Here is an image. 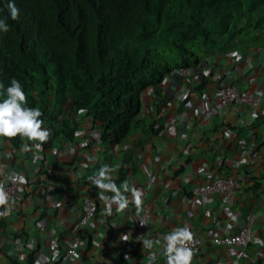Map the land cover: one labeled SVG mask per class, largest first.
Listing matches in <instances>:
<instances>
[{
  "label": "crops",
  "instance_id": "crops-1",
  "mask_svg": "<svg viewBox=\"0 0 264 264\" xmlns=\"http://www.w3.org/2000/svg\"><path fill=\"white\" fill-rule=\"evenodd\" d=\"M222 83L264 93V47L213 53L189 76L167 75L159 89L144 92L143 123L120 143L100 140L98 124L84 112L70 114L59 97L48 102V127L57 131L49 145L36 149L38 141L24 139L14 146L0 137V185L17 183L16 195L0 206V264H67L60 255L73 239L79 259L72 264H166L164 236L182 227L202 240L191 264H264V243L257 242H264V95L255 106L213 107ZM66 124L76 127L71 137ZM103 164L116 169L118 186L127 181L142 192L139 212L129 203L104 214L89 180ZM228 175L236 183L231 191L192 193L208 176ZM86 197L96 212L79 226ZM143 210L150 218L134 246ZM241 226L250 230L248 245L211 243ZM145 239L160 243L147 249Z\"/></svg>",
  "mask_w": 264,
  "mask_h": 264
},
{
  "label": "trees",
  "instance_id": "trees-1",
  "mask_svg": "<svg viewBox=\"0 0 264 264\" xmlns=\"http://www.w3.org/2000/svg\"><path fill=\"white\" fill-rule=\"evenodd\" d=\"M0 19L10 26L0 32V100L17 79L51 130L44 146L57 132L49 99L65 100L70 114L83 109L100 140L117 144L143 123L142 96L167 75L213 53L264 47V0H0ZM65 127L71 137L75 125Z\"/></svg>",
  "mask_w": 264,
  "mask_h": 264
},
{
  "label": "clouds",
  "instance_id": "clouds-1",
  "mask_svg": "<svg viewBox=\"0 0 264 264\" xmlns=\"http://www.w3.org/2000/svg\"><path fill=\"white\" fill-rule=\"evenodd\" d=\"M8 9L12 20H17L19 9L14 3L8 4ZM10 26L6 19H0V32L7 33ZM191 68L192 70L198 69ZM173 75V74H170ZM2 87V85H0ZM264 95V93H257ZM28 97L22 88L21 83L13 78L10 85L6 88V98L0 100V137L9 140L16 137L26 139L27 141H38L35 144L36 149H40L44 143L48 141L51 135V130L43 128L44 121L40 119L42 112L39 108L29 107ZM81 109L80 113L83 114ZM255 116V114H253ZM25 150H29V146L25 144ZM116 169L108 164H103L94 177H89L93 185L100 190L99 199L105 203L104 214L112 215V205L116 206V212L121 213L128 208L129 203L135 205L139 212L142 205V192L135 186L130 185L127 181L122 182L119 186L115 183L112 173ZM22 179V178H19ZM111 193L112 195H106ZM125 193L131 194V200ZM8 203V197L3 186L0 185V206ZM10 211V209H9ZM6 213H0L5 215ZM143 223V222H141ZM130 234H124L120 237L123 241L129 240ZM193 239L192 233L187 227L176 228L172 232L164 236V250L166 264H191L194 251L188 247V243ZM258 243H264L257 241ZM160 241H152L145 239L142 241L144 248L151 249L154 244H159ZM58 257V254H56ZM75 259H79V254L73 252ZM128 256L125 255V260ZM151 260V258H150Z\"/></svg>",
  "mask_w": 264,
  "mask_h": 264
},
{
  "label": "built area",
  "instance_id": "built-area-1",
  "mask_svg": "<svg viewBox=\"0 0 264 264\" xmlns=\"http://www.w3.org/2000/svg\"><path fill=\"white\" fill-rule=\"evenodd\" d=\"M193 70L191 68L185 67L175 70V76L186 77L191 75ZM256 91V92H255ZM259 91L250 89H237L231 83H222L217 88V96L213 99V107H222L227 104L237 102L246 104L249 106H255L261 98L258 95ZM235 181L232 176L224 177H214L208 176L201 185L195 187L192 190L193 194H204L210 192H229L235 187ZM3 186L5 193L7 194L8 201L16 195L17 183L14 180L6 182ZM96 212V204L90 198L83 199V214L78 222L79 226H82L90 221ZM150 218V213L147 210H143L137 219L136 223V236L133 240V245L137 246L140 242V237L142 236L143 230L146 227L148 220ZM143 222V223H141ZM250 240V230L247 226H241L236 232L224 235H215L211 237V243L214 245H230L237 244L246 246ZM202 243V240L198 237H193L192 241L188 243V247L193 249L198 248ZM78 241L73 239L69 241L63 253L60 255V260L67 264H72L75 257L72 255L73 252L77 253Z\"/></svg>",
  "mask_w": 264,
  "mask_h": 264
}]
</instances>
